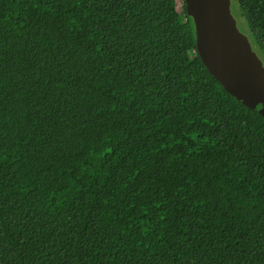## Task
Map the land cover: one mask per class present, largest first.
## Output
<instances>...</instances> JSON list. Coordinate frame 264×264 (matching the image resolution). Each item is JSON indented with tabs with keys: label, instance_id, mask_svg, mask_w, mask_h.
Masks as SVG:
<instances>
[{
	"label": "trees",
	"instance_id": "16d2710c",
	"mask_svg": "<svg viewBox=\"0 0 264 264\" xmlns=\"http://www.w3.org/2000/svg\"><path fill=\"white\" fill-rule=\"evenodd\" d=\"M181 1L0 0V264H264V116Z\"/></svg>",
	"mask_w": 264,
	"mask_h": 264
},
{
	"label": "water",
	"instance_id": "95a60500",
	"mask_svg": "<svg viewBox=\"0 0 264 264\" xmlns=\"http://www.w3.org/2000/svg\"><path fill=\"white\" fill-rule=\"evenodd\" d=\"M198 54L210 74L245 106L264 116V60L237 27L230 0H184Z\"/></svg>",
	"mask_w": 264,
	"mask_h": 264
},
{
	"label": "rangeland",
	"instance_id": "374dc122",
	"mask_svg": "<svg viewBox=\"0 0 264 264\" xmlns=\"http://www.w3.org/2000/svg\"><path fill=\"white\" fill-rule=\"evenodd\" d=\"M178 4L179 7L181 8L182 1L178 0ZM230 10H231V14L236 20L238 29L247 36L248 30L245 23V19L242 16H240L241 10L236 0H230Z\"/></svg>",
	"mask_w": 264,
	"mask_h": 264
}]
</instances>
